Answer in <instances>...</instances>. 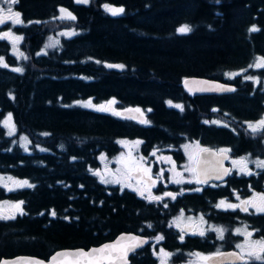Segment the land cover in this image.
I'll use <instances>...</instances> for the list:
<instances>
[{"label":"trees","instance_id":"trees-1","mask_svg":"<svg viewBox=\"0 0 264 264\" xmlns=\"http://www.w3.org/2000/svg\"><path fill=\"white\" fill-rule=\"evenodd\" d=\"M105 4L124 11L112 15ZM9 6L25 21L39 23L10 29L22 34L19 61L8 51L7 36L4 42L0 39V56L10 65L0 64V119L11 114L16 129V134L8 135L0 124V173L25 178L34 187L4 194L0 188V200L24 202L23 215L0 219V256L100 243L123 231L144 234L138 231L146 210L143 200L102 186L84 166H95L99 152L118 148L117 139L129 135L128 130L143 135L145 126L76 101L91 99L98 105L114 99L120 108L150 107L148 118L166 128L181 125L169 101L182 103L184 111H194L200 118L216 107L217 116L222 115L231 130L216 128L217 139L210 143L229 145L233 156L247 151L253 160L264 158V131L253 133L243 125L264 110V68L249 67L264 57V0H17L14 4L0 0V9ZM58 6L75 19L53 18ZM185 24L192 30L177 32ZM253 26L258 30L249 31ZM61 29L75 34L49 43ZM106 63L124 67L110 68ZM15 66L23 71H14ZM186 76L230 82L234 89L228 94L190 96L180 84ZM17 134L27 136V151ZM221 138L227 140L220 142ZM69 178L74 196L67 187ZM80 178L86 182L84 190L74 188ZM230 185L245 195V180H232ZM249 185L260 190L257 181ZM226 188L216 187L208 208L200 196L199 209L210 214L208 219L225 238L242 223L256 236H264V215L212 208L226 195ZM53 210L56 216L51 215ZM66 216H71L69 222ZM231 238L235 243L237 236L232 233ZM146 250L147 246L135 252L141 255L136 262L134 254L129 259L133 264H152Z\"/></svg>","mask_w":264,"mask_h":264},{"label":"flooded vegetation","instance_id":"flooded-vegetation-1","mask_svg":"<svg viewBox=\"0 0 264 264\" xmlns=\"http://www.w3.org/2000/svg\"><path fill=\"white\" fill-rule=\"evenodd\" d=\"M22 23L17 25H22L24 23L28 24L30 22H37L39 20L28 19L24 20L21 16ZM14 25V26H17ZM3 30H0V34L4 33V24L2 25ZM16 36H20L22 40L21 33H14ZM0 39L4 42V36L0 35ZM4 56H0L3 58ZM4 61V58H3ZM2 65V64H1ZM3 66V65H2ZM188 92V91H187ZM190 93V92H189ZM213 95V94H212ZM190 96H194L190 93ZM212 96L210 95L209 98ZM110 99H106L105 101L99 103L98 105H104ZM182 105L183 109L184 105L180 102H171L168 106L175 109L179 117H181L180 126L176 127H159L155 122L154 117L148 118V112L150 111V107H141V106H129V107H117L116 104L112 107L115 111L120 112L125 108H135L140 109L144 115L145 120L149 121V123H141L139 119H135L132 117L124 116V115H114L112 111H101L102 113L111 114L113 116H118L126 119L129 122L141 124L145 126V131L143 135H132L128 130L129 135L119 137L117 139L118 148L111 150L110 152L101 151L97 155L96 165L92 167L84 166L86 172L92 173L97 182L102 186H106L111 189H116L118 193H130L135 198H139L143 200L144 206L146 208L144 212V222L138 228V231L144 230V234L146 237L147 243V252L151 260L152 264H161L162 259L166 262V264H186L189 263L190 260L193 264H208L206 260L202 257H208L209 255H214L223 251L228 250H236L241 255H246L249 251L258 248H252L251 246H247L246 251L242 250L238 247L233 248L232 244V232L231 236L225 238L223 235V239L218 237L216 228H220L215 225L212 221L208 219L210 214L207 212L201 211L199 209L200 201L199 197L202 196L203 206H210V195L213 191H215L217 186L227 185L226 195L224 197H220L221 199L232 200L234 195H240L241 197L252 196L253 194H258L259 196H264V168L258 167L257 163L252 164L249 162V153L246 151L240 155L233 156L231 154V148L229 145H216L211 144L210 141H215L217 139L216 128H225V131H230L231 126L227 120L222 119V115L220 117L217 116V108L213 107L208 116L200 118L196 112L192 111H184L181 108H177L174 105ZM264 110L258 115V117L254 119H246L243 121L244 128L248 131H251L248 128L249 123L255 124L260 119ZM227 115L226 113H222ZM195 119L197 122L195 123ZM174 117L170 119V122L173 124ZM140 141L134 149L133 145L130 142ZM227 139H220V142ZM120 141H125L128 143H120ZM246 147H247V138H246ZM212 148L216 151L220 149H229V156L225 161V165L230 170L227 177L219 182L214 180H210L205 184H197L195 182L196 177L191 173L185 171V169L189 166H195L192 161L189 160V156H193L195 159L199 156L200 149ZM155 152V155L152 153ZM138 153L141 158H145L141 161L138 159L135 162H132L133 154ZM164 157H169L170 159H164ZM241 158H244V163L247 165V169L249 170V174H245L240 170L235 168L232 163L233 161H239ZM115 159L114 162L111 160ZM254 162L256 160H253ZM258 161H264V158L257 159ZM105 162L107 165L108 175L110 176L106 178L110 181L118 178L117 175L122 174L123 178L120 183H103L100 179L102 176V170L100 167L102 163ZM121 166L122 171L117 168V165ZM142 162V163H141ZM148 168L151 171L148 174H145L142 169ZM174 169L172 174L171 170ZM95 172H99V175H95ZM179 172L182 175L176 176L175 173ZM71 176V175H70ZM148 176H151V180L148 179ZM161 176L163 177L161 179ZM184 179L192 180V183H174L173 180ZM155 181V185L151 187V194L153 196H161L162 199L157 200H148L145 199L144 196L138 194V191H143L145 196L148 195V188L152 185V181ZM232 180H245V195L243 196L237 191H233L230 182ZM250 181H257L261 184L260 190H255L250 184ZM80 185V186H78ZM128 185H131L129 187ZM86 186V182L83 178L78 179L75 182L74 188H80L84 190ZM67 187L69 188V192L72 196H74L73 191V178H69L67 181ZM2 192L4 194V188L0 186ZM199 188V191H195V189ZM7 191V190H6ZM165 192L179 193L176 195L175 199H172L168 196H164ZM218 198V199H220ZM217 199V200H218ZM216 200V202H217ZM242 201H246V199H241ZM216 202L212 204V208L216 209ZM244 207H248V205H244ZM251 212L242 211L240 207L238 208H227L224 207L222 210H226L231 212L233 210H238L240 212L245 213L246 215L250 214H258L264 215V212H254L253 208L248 207ZM220 209V208H219ZM24 211V209H23ZM4 213V210L2 211ZM40 214V213H39ZM208 215V216H207ZM202 220H208L205 223H202ZM71 216H66V222H69ZM73 219V217H72ZM201 221V222H200ZM49 226V222H47ZM179 225V226H177ZM242 227L246 228L247 231L252 232L253 239H250V242L253 241H262L264 240V236H256L255 231L248 228V225L242 223ZM221 229V228H220ZM200 231H204L205 234L203 236L199 235ZM183 232V239H181V233ZM157 237H163V239H157ZM107 241V240H106ZM104 242V241H103ZM236 242V241H235ZM102 243V242H100ZM100 243H89L87 245H76L69 247H57L51 250H45L44 253L41 254H30V253H15L0 256L1 258L12 257L15 255H32L36 257H40L46 259L49 255H51L54 251L59 249H67V248H88L93 245H97ZM143 246V247H145ZM142 248V247H141ZM161 249L164 252L170 253L171 255L164 257L161 253ZM136 250L135 252L139 251ZM133 252L131 255L134 256V261L141 259L140 254H136ZM199 254V255H197ZM130 255V256H131ZM129 256V258H130ZM193 256V257H192ZM133 259L130 260L129 264H133ZM141 264V263H138ZM223 264H264V260H241L239 262H229Z\"/></svg>","mask_w":264,"mask_h":264},{"label":"snow or ice","instance_id":"snow-or-ice-1","mask_svg":"<svg viewBox=\"0 0 264 264\" xmlns=\"http://www.w3.org/2000/svg\"><path fill=\"white\" fill-rule=\"evenodd\" d=\"M6 2L10 3V4H14L17 2V0H6ZM78 3H88V0H77ZM104 8L106 11L110 12L112 15H119L120 13H122L124 11V9L121 8H117V7H112L108 4L104 5ZM61 16L59 17L60 19H75V16L72 15L71 12L67 11L66 9L61 8ZM11 21L14 25L15 24H21L23 21L21 19V14L19 12H14L12 10V8L9 6L7 8V11L5 12L3 9H0V25L5 24L6 22ZM37 23H39V21H37ZM192 29L189 25H182L179 28H177V32L181 33V34H185L190 32ZM258 29H256L255 26L251 27L249 29V31H257ZM75 33L73 32H66V33H62V35H66V36H72ZM4 37L11 35V32L8 33H3L0 34ZM21 39V37H15V40H19ZM15 47V42L14 45ZM51 46V45H50ZM0 64H2L4 67H7V64L3 63V58H0ZM110 68H123L124 65H112L109 64L107 65ZM249 67H255V68H264V57H260L257 58V62L255 64L249 65ZM14 71L17 72H21L23 71L22 68H16L14 69ZM244 71V70H242ZM226 75L228 76H236L238 75V73H226ZM246 79H250V80H255V77L252 76H246ZM185 83L187 84L188 82L185 81ZM199 91H206V90H217V91H232L233 89L225 87L223 85H217L214 89H198ZM191 91V89H190ZM75 103L77 104H81L84 107H89V108H95L98 111H112L114 115H121L122 113L115 111V109L112 107L113 105L116 104V101L113 100H109L106 102V104L104 105H95L93 104L92 100L89 99L87 101H76ZM169 104H171V101H169ZM177 108H181V110L183 109L182 105H174ZM125 111H131L129 109H126ZM136 112H140V109H135ZM11 114L8 115V117L6 118V120L3 122L6 126L9 127V132L8 135H12L15 132V125L11 123ZM141 123H149V121L147 120H141ZM248 128L251 130V132L253 133H257V132H261L264 131V119L259 120L257 123L253 124V123H249L248 124ZM47 135V134H45ZM21 140L24 141L23 147L25 149V151L28 150L27 144V138L26 137H21ZM120 143H125L124 141H120ZM135 143H141L140 141H137ZM229 149H220L219 153H213L210 149H200L201 153H210L213 156L216 155H220L222 156L224 159H227V153L229 152ZM153 155H155V152L152 153ZM145 158H141V160H143ZM164 159H170L169 157H164ZM189 160L193 162V164L195 166H189L185 169V171L191 173L193 176L196 177L195 182L197 184H205L209 182V176H210V171H212L213 169H210L207 165L210 163L208 161H204L201 157H196L195 159L193 158V156H189ZM219 162V161H217ZM240 164V171L245 173V174H249V170L247 169V165L246 163H244V158H241L240 161H233V165L236 164ZM201 164H204L205 167H201ZM257 166L264 168V161H258L257 162ZM142 171L145 174H148L151 170L148 168H144L142 169ZM229 169H223V172L225 175H227L229 173ZM95 175H99V172H95ZM176 176H181L182 174L179 172L175 173ZM202 177V178H201ZM163 177L161 176V179ZM216 179H222V176L220 175H216L215 176ZM11 179V178H9ZM100 179L103 183H120L119 180H108L106 179L104 176H100ZM148 179L151 180V176H148ZM172 182L174 183H192V180H187L185 181L184 179H179V180H173ZM15 187L14 188H8V191H14L16 190V188H22V187H34V185H31L28 183L27 180L24 181H15ZM155 185V181H152V185L149 186L148 188V195L145 196L143 191H138V194L141 196H144L145 199L148 200H161L162 197L161 196H153L151 194V187ZM129 187H131V185H128ZM7 187V186H5ZM200 189L197 188L195 189V191H199ZM179 193H172V192H165L164 196H168L172 199L176 198V195H178ZM260 203H254L252 200L249 201H242L241 204L243 205H250L252 208L255 209L256 212H264V196H260ZM23 201H20L14 205H12L11 207L15 210L13 211L10 215H5L4 213L0 212V219H14L16 214H20L23 215L24 211H23ZM216 207L220 208V207H227V208H238L240 207L242 211H248L249 208L248 207H241V205H235V204H231V203H226V201L222 200L220 201ZM52 216H56V212L53 210L51 212ZM203 219V217H201V220ZM179 226V225H177ZM215 231L218 234V237L223 239V230L220 228H216ZM240 230L238 229L237 232H239ZM205 234L204 231H200L199 235L203 236ZM249 237L251 236V233L247 234ZM181 239H183V232L181 233ZM121 240H128L130 242L134 241L135 243H128L126 245H123L122 247H118L119 245V241L117 242V244H106L104 245L102 248L99 249H92L89 252H85L83 250H79L75 253H57L56 257H53V261L56 260L57 257L60 256H64V257H71V259H68L65 261V264H115V261L119 260V259H123L124 256L127 255V252L132 251L134 248L138 247L139 245L145 243L144 240L139 239L138 237H134V236H128V237H121ZM157 239H163V237H157ZM255 245L258 246V248L253 249L252 251H249L246 255H241V254H236L237 259L240 260H250V259H255V260H264V240L262 241H256L254 242ZM237 247H241L240 245H238ZM161 253L163 254L164 257H167L169 255H171L170 253L164 252L163 249H161ZM199 255V254H197ZM217 255H221L220 253H217ZM204 260H209L211 259V257H202ZM30 264H42V262L40 261H32L30 262ZM162 264H166V262L162 259Z\"/></svg>","mask_w":264,"mask_h":264},{"label":"water","instance_id":"water-1","mask_svg":"<svg viewBox=\"0 0 264 264\" xmlns=\"http://www.w3.org/2000/svg\"><path fill=\"white\" fill-rule=\"evenodd\" d=\"M185 81L188 83L186 84ZM181 86L188 92H190L192 95H200V94H228L232 91H217V90H206V91H199L198 89H214L217 85H223L225 87L234 89V85L230 82L226 81H221L217 79H211V78H205V77H198V76H186L180 81ZM191 89V91H190ZM126 109H129L131 111H125ZM122 113L121 115L132 117L135 119L139 120H145V115L142 112H136L135 108H125L120 111ZM210 149V148H207ZM213 153H219V151H216L215 149H210ZM229 154L227 153V158ZM201 157L204 161L210 162L207 166L210 169H213L210 171V176H209V181L214 180L216 182L224 180L227 175L224 174L223 169H228V167L225 165L226 159H224L220 155L213 156L210 153H199V156ZM219 161V162H217ZM201 167H205L204 164H201ZM222 176V179H216V175ZM202 178V177H201ZM241 207H244L243 204H241ZM128 236H134L138 237L139 239H142L145 241V243L139 245L138 247L134 248L132 251L127 252V255L124 256L123 259H119L115 261V264H129V256L138 250L139 248L143 247L147 243V239L144 235L131 232V231H123L119 232L116 236H114L112 239L104 241L100 244L90 246L88 248H82V247H77V248H67V249H59L57 251H54L51 255H49L46 259L32 256V255H15L12 257H6V258H1L0 259V264H30L32 261H40L42 264H65V261L68 259H71V257H64L60 256L57 257L55 261H53V257H56L57 253H75L79 250H83L85 252H89L92 249H99L102 248L104 245L109 244H117L119 241L118 247H122L123 245H126L128 243H135L134 241L130 242L128 240H121V237H128ZM221 255H209L208 257H211V259L206 260L208 264H223V263H229V262H239L241 261L240 259H237L236 254H239L238 251L236 250H228V251H223L220 252Z\"/></svg>","mask_w":264,"mask_h":264},{"label":"rangeland","instance_id":"rangeland-1","mask_svg":"<svg viewBox=\"0 0 264 264\" xmlns=\"http://www.w3.org/2000/svg\"><path fill=\"white\" fill-rule=\"evenodd\" d=\"M75 1H77V0H75ZM61 8L66 9L65 7L58 6L56 8V11L54 12V14L52 16L53 18L60 19L59 17L61 16V11H60ZM66 10L69 11L68 9H66ZM4 11L6 12L7 10H4ZM39 12H40V10L38 9L37 13H39ZM15 25H17V24H15ZM13 26H14V24L11 21L6 22L4 24V33L10 32L11 31L10 29ZM0 30H3L2 25H0ZM66 32H72V31L70 29H61V30L57 31V34L54 37L53 36L50 37L51 39H50L49 43H51V44H57L59 42L60 37H62V36L67 37L66 35H62V33H66ZM15 37H20V36H16L15 34H12V33H11V35L7 36V40L9 41V48H8L9 50L8 51H9V53H11L14 56V60L19 61L20 58H21V54H22L20 52V47H19V44L21 42V39L15 40ZM14 42H15V47L13 46L14 45ZM44 50L45 49L43 48L40 51H44ZM3 63L4 64H7V66H10V65H8V63H7V61H6L5 58H4ZM109 64H112V65H122L121 63H106L105 65H109ZM13 68L16 69V68H19V67L15 66ZM93 104H95V103H93ZM95 105H97V104H95ZM92 109L96 110L95 108H92ZM8 115L9 114H6L5 116H3L0 119V124L5 128V130H6L7 133L9 132V127L6 126L3 122L6 120V118L8 117ZM261 119H264V112L261 115V117H260L259 120H261ZM11 123L14 124L12 119H11ZM14 134H16V129H15V132L12 135H14ZM21 137H26L27 138V136L24 135V134H17V141L20 144V146L22 147V149L25 150L24 147H23L24 141L21 140ZM27 141H28V138H27ZM125 143H128V142H125ZM28 144H27V147H28ZM130 144H134L133 145V148L134 149L137 148V146H136L137 143H135V141L132 140V142H130ZM131 158L133 160L132 162H135V160H137V159L139 161H141V156L138 153L133 154V156ZM111 161L114 162L115 159H112ZM249 162L252 163V164H256L257 163V160L254 162L253 161V158H249ZM107 165L108 164H106L105 162H103L102 163V166L100 167V169L102 170V172H104V173H102V176H104L105 178H108L109 177V179H110V176L111 175L110 176L108 175ZM115 165H117L116 162H115ZM232 165H233V163H232ZM233 166L235 168L237 167V169L240 170L241 165L239 163L236 164V165H233ZM117 168H119L122 171L121 166L117 165ZM173 172H174V169L171 170V173L170 174H172ZM117 177L118 178H115V180H119L120 181V184H122L123 182L121 181V179L123 178V175L120 174V175H117ZM9 178H11V179H9ZM24 180H27V179L14 177V176L9 175L7 173H0V186H2L5 191L6 190L8 191V188H14L15 187V183H14L15 181H24ZM28 183H29V181H28ZM5 186H7V187H5ZM22 188H24V187H22ZM16 189H20V188H16ZM259 197L260 196L258 194H253L252 196H248L247 198L246 197H241L240 195H234L233 198H232V200L229 201V200H226L224 198L223 199L220 198V199L217 200L216 204H218L220 201L224 200V201H226V203H231V204L238 205V203L241 201V199H246V201L252 200L254 203L259 204L260 203ZM16 203H18V201L16 202V201H10V200H0V212H2L4 210V214L10 215L13 211H15L11 206L14 205V204H16ZM248 207H251V206L248 205ZM222 208H224V207H220V209H222ZM233 209H235V208H233ZM250 210H248L247 212H251ZM253 211L255 212V209L254 208H253ZM207 221L208 220H206V221L205 220H202V223H205ZM238 229L240 230L239 232H237ZM232 233L235 236H237L235 243H233L234 240H232L233 248H234V246L237 247L238 245L241 246V247H238V248H240L242 250H245V251L247 249V246H251L252 248H256L257 245L254 244V242H256V241H253V242H250L249 241L250 239H253L254 238L253 235H252V232L247 231V229L244 228V227H242V225L237 226L236 229L232 231ZM248 233H251V236L250 237L247 235ZM191 261L192 260H190L189 263H186V264H193V262H191Z\"/></svg>","mask_w":264,"mask_h":264}]
</instances>
